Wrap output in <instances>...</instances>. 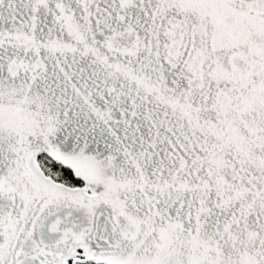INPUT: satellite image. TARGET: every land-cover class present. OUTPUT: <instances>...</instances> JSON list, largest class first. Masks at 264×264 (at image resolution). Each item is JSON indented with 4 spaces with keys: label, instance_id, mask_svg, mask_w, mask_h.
<instances>
[{
    "label": "snow or ice",
    "instance_id": "6c2138e0",
    "mask_svg": "<svg viewBox=\"0 0 264 264\" xmlns=\"http://www.w3.org/2000/svg\"><path fill=\"white\" fill-rule=\"evenodd\" d=\"M0 264H264V0H0Z\"/></svg>",
    "mask_w": 264,
    "mask_h": 264
}]
</instances>
